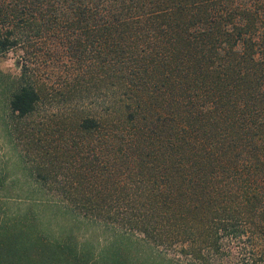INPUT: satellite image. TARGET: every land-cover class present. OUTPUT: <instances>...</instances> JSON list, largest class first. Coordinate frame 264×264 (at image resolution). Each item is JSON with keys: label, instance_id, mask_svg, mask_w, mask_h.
<instances>
[{"label": "trees", "instance_id": "16d2710c", "mask_svg": "<svg viewBox=\"0 0 264 264\" xmlns=\"http://www.w3.org/2000/svg\"><path fill=\"white\" fill-rule=\"evenodd\" d=\"M9 49L30 173L120 232L93 254L24 211L0 264H264V0H0Z\"/></svg>", "mask_w": 264, "mask_h": 264}, {"label": "rangeland", "instance_id": "374dc122", "mask_svg": "<svg viewBox=\"0 0 264 264\" xmlns=\"http://www.w3.org/2000/svg\"><path fill=\"white\" fill-rule=\"evenodd\" d=\"M18 56L13 49L0 52V219L5 218L9 224L17 218L22 219V212L26 211L34 218L37 229H43L48 235L68 236L83 250L90 249L94 254L110 240H117L120 231L109 224L73 214L64 202L48 192L46 186L30 173V162L25 160L21 145L11 134L12 118L7 99L19 79ZM35 64L37 69H32L38 80L49 76L48 82L54 83L58 79L54 69H44L39 62ZM70 105L69 101L52 102L47 108L54 111L57 107ZM42 111L43 107H40L36 119Z\"/></svg>", "mask_w": 264, "mask_h": 264}]
</instances>
